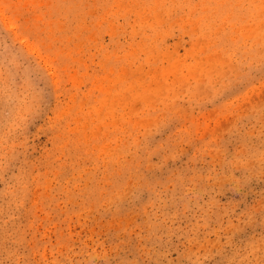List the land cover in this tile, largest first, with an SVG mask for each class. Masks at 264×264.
I'll return each mask as SVG.
<instances>
[{"label": "rangeland", "instance_id": "obj_1", "mask_svg": "<svg viewBox=\"0 0 264 264\" xmlns=\"http://www.w3.org/2000/svg\"><path fill=\"white\" fill-rule=\"evenodd\" d=\"M0 264H264V0H0Z\"/></svg>", "mask_w": 264, "mask_h": 264}]
</instances>
